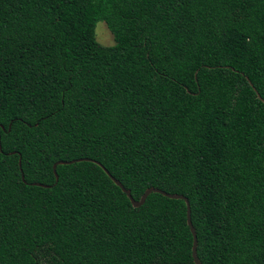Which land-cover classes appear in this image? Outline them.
I'll return each instance as SVG.
<instances>
[{
    "label": "trees",
    "instance_id": "obj_1",
    "mask_svg": "<svg viewBox=\"0 0 264 264\" xmlns=\"http://www.w3.org/2000/svg\"><path fill=\"white\" fill-rule=\"evenodd\" d=\"M259 98L264 0H0V264H194L184 201L93 161L186 197L201 264H264Z\"/></svg>",
    "mask_w": 264,
    "mask_h": 264
},
{
    "label": "water",
    "instance_id": "obj_2",
    "mask_svg": "<svg viewBox=\"0 0 264 264\" xmlns=\"http://www.w3.org/2000/svg\"><path fill=\"white\" fill-rule=\"evenodd\" d=\"M258 96V95H257ZM260 99V98H259ZM261 100V99H260ZM262 102H264V100H261ZM81 160H89V161H93L91 159H88V158H76V159H71V160H67V161H63V160H57L55 161L54 163H52V166H51V169H52V173L54 175V178L56 180L57 178V175L55 173V166L57 164H69V163H72L74 161H81ZM95 162L96 164H98L102 170L106 173V175L110 178V180L117 186L120 188L121 192H123L126 197L128 198L130 204L133 206V207H137L139 205H141L145 199V197L150 193V192H156V193H159L161 194L162 196H165V197H168V198H172V199H182L184 201V204H185V223L189 229V232L191 234V247H190V254H191V258H192V261L194 264H201L199 262V260L197 259L196 257V254H195V247H196V236H195V232H194V229L190 223V218H189V204H188V201L186 199V197H184L183 195L181 194H176V193H167L163 190H160L158 188H155V187H147L144 189V191L142 192V194L139 196V198L137 200H134L130 193H129V190H127L126 188H124L121 183L113 178L107 171L106 169L103 168V166L101 164H99L98 162L96 161H93ZM19 160H18V167H19ZM20 170V168H19ZM20 178L21 180L23 181V174L22 172H20ZM32 185H36V186H40V187H49V185L47 184H42V183H37V182H32L31 183Z\"/></svg>",
    "mask_w": 264,
    "mask_h": 264
},
{
    "label": "rangeland",
    "instance_id": "obj_3",
    "mask_svg": "<svg viewBox=\"0 0 264 264\" xmlns=\"http://www.w3.org/2000/svg\"><path fill=\"white\" fill-rule=\"evenodd\" d=\"M97 24V25H96ZM95 24V38L101 45H111L113 43L112 36L105 24L101 22H97Z\"/></svg>",
    "mask_w": 264,
    "mask_h": 264
}]
</instances>
